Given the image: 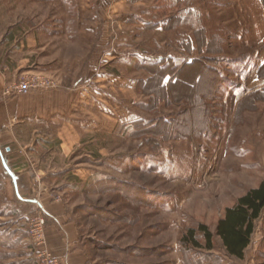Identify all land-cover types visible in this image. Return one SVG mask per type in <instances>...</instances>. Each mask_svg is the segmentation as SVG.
<instances>
[{
  "label": "rangeland",
  "instance_id": "374dc122",
  "mask_svg": "<svg viewBox=\"0 0 264 264\" xmlns=\"http://www.w3.org/2000/svg\"><path fill=\"white\" fill-rule=\"evenodd\" d=\"M1 17L15 36L5 49L18 79L43 74L59 89L114 93L111 133L58 135L56 124L32 120L0 132L1 153L25 172L21 184L45 210L64 204L89 264H264V210L242 259L216 235L226 208L264 182V82L250 74L264 57L261 1L0 0ZM143 58L169 61L146 67ZM6 194L14 198L0 164V230L21 215ZM29 220L16 249L0 233V264L9 254L39 264Z\"/></svg>",
  "mask_w": 264,
  "mask_h": 264
},
{
  "label": "crops",
  "instance_id": "0c3cea01",
  "mask_svg": "<svg viewBox=\"0 0 264 264\" xmlns=\"http://www.w3.org/2000/svg\"><path fill=\"white\" fill-rule=\"evenodd\" d=\"M259 1L264 4V0ZM2 19L3 17L0 18V132L13 130L19 123L26 120L56 124L58 135H61L64 130L69 131L68 129L75 132L80 130L81 134L93 131H106L108 133L114 131L113 110L110 108L109 102L113 98L114 93L102 92L100 88H95L94 86H77L74 89L58 88L49 91H38L24 96L4 98L1 94L2 89L5 85L18 79L21 68L18 60L12 59L14 53L5 49L9 42L16 43V40L13 33L9 34L8 28L5 27V21ZM250 65V74L256 75L255 78L252 77L254 78L252 82H264V57L261 60L252 59ZM253 67L256 69L253 70ZM101 79L113 81L115 77L103 76ZM261 88H250L242 97L253 96L255 92L260 91L259 89L264 91V86ZM111 89L114 92L115 87H111ZM87 113H90V116H87ZM100 114L105 116L107 121H99L103 118H99ZM5 115H7L6 119L4 118ZM109 119H112V122ZM82 124L84 127L79 129L77 126ZM6 148H8L7 152L11 151L9 147ZM0 164L6 179L11 182L14 196V198H10L6 194L7 200L4 201V205H18L21 211L19 218L12 217L17 215V212L8 215L12 220L11 229H1L0 233H6L7 237L10 235L14 249H16L22 245L23 230H25V227L23 228L20 224L24 220L26 222L29 220L32 212H34L33 208L37 205V198L32 196L33 192L30 184L28 187L21 184V179L25 172L15 168L11 164L9 157L2 154L1 150ZM48 206L50 209L46 210L45 215L48 221V243L52 253L60 259L61 264H89V256L84 251L77 226L65 211L64 204L51 200ZM30 255L9 254L7 256L9 259L7 260H10L9 264H32L31 261H27Z\"/></svg>",
  "mask_w": 264,
  "mask_h": 264
},
{
  "label": "trees",
  "instance_id": "16d2710c",
  "mask_svg": "<svg viewBox=\"0 0 264 264\" xmlns=\"http://www.w3.org/2000/svg\"><path fill=\"white\" fill-rule=\"evenodd\" d=\"M143 59H145V63L140 62L143 63L141 66L146 67L161 65L164 61H175L173 57H169V60L166 58L160 60L151 58L152 60L150 61L146 58ZM194 64L193 62L190 66ZM166 66H169V64ZM166 77L164 76L162 82L166 80ZM173 82H175V78ZM263 210L264 182L240 197L234 206L226 208L224 216L218 222L216 235L221 239L228 255L238 259L244 257L245 251L251 244L252 236L255 232V221L260 218ZM198 231L203 233L207 248L209 250L213 249V234L209 228L201 224L198 227ZM189 233L187 237H190L193 243L198 245L195 241L196 231L191 230Z\"/></svg>",
  "mask_w": 264,
  "mask_h": 264
},
{
  "label": "built area",
  "instance_id": "2783aa9c",
  "mask_svg": "<svg viewBox=\"0 0 264 264\" xmlns=\"http://www.w3.org/2000/svg\"><path fill=\"white\" fill-rule=\"evenodd\" d=\"M60 86L56 80L43 74H33L30 76H22L17 81L5 85L3 88V96L5 98L29 95L38 91H49L58 89ZM39 207L38 215L34 216L28 223V233L33 242L36 251V258L39 264H61L49 249L47 242L45 217V206L41 200L37 199Z\"/></svg>",
  "mask_w": 264,
  "mask_h": 264
}]
</instances>
